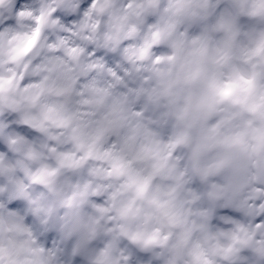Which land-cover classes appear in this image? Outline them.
Here are the masks:
<instances>
[{
	"label": "clouds",
	"instance_id": "1",
	"mask_svg": "<svg viewBox=\"0 0 264 264\" xmlns=\"http://www.w3.org/2000/svg\"><path fill=\"white\" fill-rule=\"evenodd\" d=\"M0 264H264V0H0Z\"/></svg>",
	"mask_w": 264,
	"mask_h": 264
}]
</instances>
